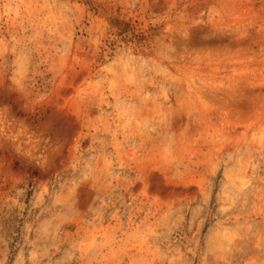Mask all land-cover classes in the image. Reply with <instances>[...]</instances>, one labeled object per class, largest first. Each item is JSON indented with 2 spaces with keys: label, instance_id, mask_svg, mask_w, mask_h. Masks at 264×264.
<instances>
[{
  "label": "rangeland",
  "instance_id": "374dc122",
  "mask_svg": "<svg viewBox=\"0 0 264 264\" xmlns=\"http://www.w3.org/2000/svg\"><path fill=\"white\" fill-rule=\"evenodd\" d=\"M0 264H264V0H0Z\"/></svg>",
  "mask_w": 264,
  "mask_h": 264
},
{
  "label": "trees",
  "instance_id": "16d2710c",
  "mask_svg": "<svg viewBox=\"0 0 264 264\" xmlns=\"http://www.w3.org/2000/svg\"><path fill=\"white\" fill-rule=\"evenodd\" d=\"M121 25V24H120ZM126 30V29H125ZM125 30L122 29V32H124Z\"/></svg>",
  "mask_w": 264,
  "mask_h": 264
}]
</instances>
